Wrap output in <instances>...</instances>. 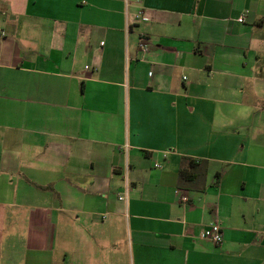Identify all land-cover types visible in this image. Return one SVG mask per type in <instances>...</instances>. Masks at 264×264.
Returning a JSON list of instances; mask_svg holds the SVG:
<instances>
[{
  "label": "crops",
  "instance_id": "obj_1",
  "mask_svg": "<svg viewBox=\"0 0 264 264\" xmlns=\"http://www.w3.org/2000/svg\"><path fill=\"white\" fill-rule=\"evenodd\" d=\"M0 264H264V0H0Z\"/></svg>",
  "mask_w": 264,
  "mask_h": 264
},
{
  "label": "built area",
  "instance_id": "obj_2",
  "mask_svg": "<svg viewBox=\"0 0 264 264\" xmlns=\"http://www.w3.org/2000/svg\"><path fill=\"white\" fill-rule=\"evenodd\" d=\"M137 19L142 20L143 19V12H139L137 15ZM239 22H243V19H240ZM141 51L143 53H146L148 51V48L145 45L140 46ZM120 201H126V195L119 197ZM181 202L184 204L188 203L187 197H182ZM200 238L202 240L209 241L215 245H220L223 242V231L220 225L218 224H211L206 229H204L200 233Z\"/></svg>",
  "mask_w": 264,
  "mask_h": 264
},
{
  "label": "trees",
  "instance_id": "obj_3",
  "mask_svg": "<svg viewBox=\"0 0 264 264\" xmlns=\"http://www.w3.org/2000/svg\"><path fill=\"white\" fill-rule=\"evenodd\" d=\"M217 178L219 179V175H217Z\"/></svg>",
  "mask_w": 264,
  "mask_h": 264
}]
</instances>
